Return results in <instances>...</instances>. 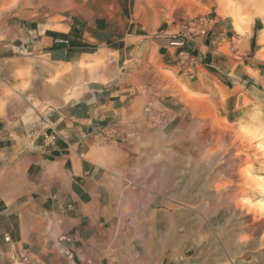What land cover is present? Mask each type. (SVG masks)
Masks as SVG:
<instances>
[{"label":"rangeland","instance_id":"rangeland-1","mask_svg":"<svg viewBox=\"0 0 264 264\" xmlns=\"http://www.w3.org/2000/svg\"><path fill=\"white\" fill-rule=\"evenodd\" d=\"M195 17L215 20L208 42L225 63L207 60L189 76L166 46ZM258 17L264 22V0H0V27L15 37L29 23L65 38L67 52L87 54L59 65L43 56L26 83L0 84L7 96L32 87L21 139L52 126L58 111L54 98L40 102V86L62 87L65 109L89 87L105 95L122 82L129 94L143 169L123 213V264H264V30L251 38ZM221 18L229 20L222 42ZM100 21L123 50L92 43ZM9 161L0 156V178Z\"/></svg>","mask_w":264,"mask_h":264},{"label":"crops","instance_id":"crops-1","mask_svg":"<svg viewBox=\"0 0 264 264\" xmlns=\"http://www.w3.org/2000/svg\"><path fill=\"white\" fill-rule=\"evenodd\" d=\"M228 21H218V41L227 33ZM262 30L258 17L251 38L257 40ZM108 31L107 23L97 22L92 43L115 50L117 38L108 37ZM0 35V84L26 83L32 65L42 66L43 56L59 65L87 55L67 52L65 38L38 33L29 23L17 37L1 27ZM216 49L208 47L207 60L221 66L225 62ZM56 89L52 93L40 86L35 92L40 102L51 97L59 103L52 126L30 138L23 132L21 139L32 87L7 96L0 86V156L13 160L0 178V264H13L17 252L25 254L27 264H123V213L133 208L143 169L134 125H128L131 99L119 82L106 88L105 95L89 87L65 109L63 88Z\"/></svg>","mask_w":264,"mask_h":264},{"label":"built area","instance_id":"built-area-1","mask_svg":"<svg viewBox=\"0 0 264 264\" xmlns=\"http://www.w3.org/2000/svg\"><path fill=\"white\" fill-rule=\"evenodd\" d=\"M215 20L210 17H195L169 37L166 46L170 56L181 70L193 76L208 58V37L214 30ZM65 42H68L67 40ZM202 46L204 50L199 47ZM9 240V236L6 237Z\"/></svg>","mask_w":264,"mask_h":264},{"label":"bare ground","instance_id":"bare-ground-1","mask_svg":"<svg viewBox=\"0 0 264 264\" xmlns=\"http://www.w3.org/2000/svg\"><path fill=\"white\" fill-rule=\"evenodd\" d=\"M169 242L171 241V239H170V237H168V239H167ZM167 242V241H166ZM168 243V242H167Z\"/></svg>","mask_w":264,"mask_h":264}]
</instances>
